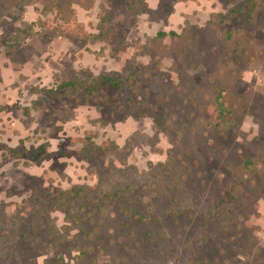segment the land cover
I'll return each mask as SVG.
<instances>
[{"label":"rangeland","instance_id":"obj_1","mask_svg":"<svg viewBox=\"0 0 264 264\" xmlns=\"http://www.w3.org/2000/svg\"><path fill=\"white\" fill-rule=\"evenodd\" d=\"M0 264H264V0H0Z\"/></svg>","mask_w":264,"mask_h":264},{"label":"trees","instance_id":"obj_2","mask_svg":"<svg viewBox=\"0 0 264 264\" xmlns=\"http://www.w3.org/2000/svg\"><path fill=\"white\" fill-rule=\"evenodd\" d=\"M101 80L105 82L106 85H110V84H117L116 82V79L113 78L112 76H107V75H104L102 76L101 78H99L98 80H96V83L97 84H100L101 83ZM85 84H82L76 80H71V81H68L66 83H63L59 86V88L62 90V89H66L67 87L71 88V89H78V88H81L83 87ZM55 91V93L58 91V90H53ZM92 91V89H91ZM220 110L217 112V116H216V121H217V124H221V119L223 117V114L225 113V108L223 106V104L220 105Z\"/></svg>","mask_w":264,"mask_h":264},{"label":"flooded vegetation","instance_id":"obj_3","mask_svg":"<svg viewBox=\"0 0 264 264\" xmlns=\"http://www.w3.org/2000/svg\"><path fill=\"white\" fill-rule=\"evenodd\" d=\"M65 83H66V82H65ZM60 85H61V84H60ZM60 85H59V86H60ZM59 86L57 87V90L64 91V89L61 90V89L59 88ZM67 88H69V87H67ZM67 88H66V89H67ZM64 92H65V91H64ZM64 92H62V93H64Z\"/></svg>","mask_w":264,"mask_h":264}]
</instances>
